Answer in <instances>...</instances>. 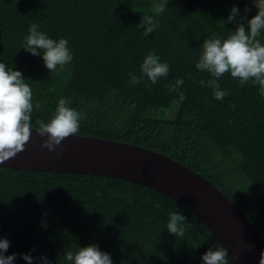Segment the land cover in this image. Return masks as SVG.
<instances>
[{"label":"trees","instance_id":"1","mask_svg":"<svg viewBox=\"0 0 264 264\" xmlns=\"http://www.w3.org/2000/svg\"><path fill=\"white\" fill-rule=\"evenodd\" d=\"M161 2L0 0V63L28 79L32 127L48 122L59 100L69 99L86 114L78 134L176 159L222 190L264 235V95L252 80L241 85L226 73L219 83L228 95L217 100L200 83L212 79L210 73L195 66L204 40L224 39L235 29L236 21L225 23L233 6L237 21L257 8L248 0H168L145 37L140 21ZM32 24L53 40H68L73 60L63 70L51 74L42 55L22 48ZM258 39L264 43V30ZM149 53L168 64V76L131 84ZM177 79L183 86L170 91ZM172 212L186 217L183 237L166 229ZM0 237L10 242L5 255L17 254L15 264H27L25 253L36 258L33 264L42 256L72 264L65 253L93 243L113 264H203L202 254L220 243L187 207L148 185L95 172L3 165ZM229 264H236L231 256Z\"/></svg>","mask_w":264,"mask_h":264},{"label":"clouds","instance_id":"2","mask_svg":"<svg viewBox=\"0 0 264 264\" xmlns=\"http://www.w3.org/2000/svg\"><path fill=\"white\" fill-rule=\"evenodd\" d=\"M167 2L168 0H163L155 4L153 15L142 17L140 26L144 29L145 37L157 27L158 21L154 19V15L162 14ZM252 3L257 8L256 14L251 18L241 17L238 21L240 11L237 6L232 7L225 23L236 21V27L226 38L221 39L213 35L203 41L202 51L195 66L198 70L210 73L212 79L207 82L201 80L200 83L205 87L210 86L217 100H222L228 95L221 89L219 83V78L226 73L238 79L241 85L252 80L259 85L260 94L264 95V43L258 39L264 30V0H252ZM249 10L245 7L244 11ZM38 28L37 24L30 26L22 48L34 56L42 55L45 67L51 74L63 70L73 60L68 40L64 38L53 40ZM168 74V64L162 63L160 57L154 53H149L140 65V76L132 75L130 83L139 84L146 77L151 84H155ZM26 80L28 79L20 70L7 69L4 63H0V164L23 152L32 135L33 93ZM183 83L182 79H177L175 85L169 86L170 91H178ZM179 98L183 101L186 98L185 94L180 92ZM70 103L69 99L61 98L55 114L48 122L36 121L38 127L35 129L43 138L41 146L50 152L56 151L65 139L77 135L80 131L81 121L86 114L70 107ZM183 222H186L183 214L172 212L166 229L175 237H183ZM9 246L10 242L0 237V264H15L16 253L5 255ZM229 256L228 249L216 243L202 254V261L203 264H229ZM22 259L27 264H33L36 258L25 253L22 254ZM39 259L41 264H52L46 256ZM65 259L72 264H113L110 254L101 251L94 243L79 247L75 252L67 251ZM259 264H264V251L261 252Z\"/></svg>","mask_w":264,"mask_h":264},{"label":"water","instance_id":"3","mask_svg":"<svg viewBox=\"0 0 264 264\" xmlns=\"http://www.w3.org/2000/svg\"><path fill=\"white\" fill-rule=\"evenodd\" d=\"M25 150L3 166L102 173L148 185L193 212L228 249L236 264H259L264 235L208 178L158 151L121 140L77 134L56 151L41 146L36 129ZM59 153V154H58Z\"/></svg>","mask_w":264,"mask_h":264},{"label":"rangeland","instance_id":"4","mask_svg":"<svg viewBox=\"0 0 264 264\" xmlns=\"http://www.w3.org/2000/svg\"><path fill=\"white\" fill-rule=\"evenodd\" d=\"M248 1L252 2V0H248Z\"/></svg>","mask_w":264,"mask_h":264}]
</instances>
